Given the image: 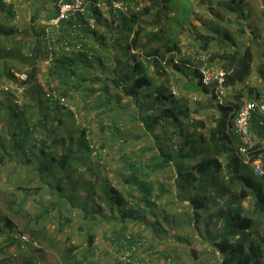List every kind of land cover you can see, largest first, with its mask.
<instances>
[{
	"label": "trees",
	"instance_id": "trees-1",
	"mask_svg": "<svg viewBox=\"0 0 264 264\" xmlns=\"http://www.w3.org/2000/svg\"><path fill=\"white\" fill-rule=\"evenodd\" d=\"M27 1L23 0L25 3ZM39 1L33 0L37 5L33 6L29 19L23 26L13 27L0 23V62L3 64V75L14 81L18 87L32 82L36 68L28 72L23 71L26 73V79L20 81L14 74L16 71L14 65L6 64L7 59L12 58L2 41L20 35V39L11 45L14 49L18 47L20 41H26L28 37L33 38L32 49L42 51L44 55L52 52L53 69L61 78L60 82L66 86L59 91V96L46 99L45 109L56 106L54 112L59 113L63 106L59 104L58 106L57 102L67 96V88L70 86L80 89L85 103L92 101L96 103L97 108L118 111L131 107L139 134L150 140L149 150L152 154L143 162L124 160L125 167L129 169L124 181L137 185L141 193L139 196L130 191L124 193L115 186L109 185L103 178L100 179L101 187H97L95 181L99 180V176L95 171V164L89 161V156L94 153L95 157L100 158L102 153L100 147L87 138L90 127L72 123L68 130L79 133L74 141L71 140V136L66 138L55 133L50 144L47 140L51 130L50 127L49 130L46 129L47 122L43 120L38 126L48 130L49 134L42 139H34L33 145L27 144L33 128L26 124L27 120L22 119V116L28 110L29 102L16 105L9 100L5 108L9 109V121H15V125L9 132L7 142L11 144L14 152L27 151L28 156L21 165L37 175L40 187L44 181L48 182L54 201L40 200L42 201L40 211L31 214L23 208L25 195H22L20 200L14 196L10 198L5 204V210L0 213V236L4 235L1 240L2 245L6 242L7 246L28 245L27 249L36 250L41 255L33 256L32 251L28 252L25 261L21 264H39L41 259L45 260L43 256H49V252L59 255L61 264H92L89 263L85 253L81 256L77 252L78 246L71 243L69 234L64 236L63 225L66 223L67 227H70L73 217L80 215L79 227L84 226L83 234L89 248L95 240L94 223L102 222V218L107 217L101 216L104 215L103 206L101 204L96 206V202L100 201L115 207L119 212L121 224L118 230H114L115 237H113L119 242V249L131 248L134 234L128 232L127 221L135 217L141 218V214L146 212L147 208L153 207L154 202L150 197L154 184L160 189V193H173L171 188H165L162 183H154L147 179L151 173H163L169 169L174 170L170 178L173 177V184L176 185L173 200L186 201L184 206L187 209L181 213L183 219L177 221V224L187 225L192 229L198 228L203 213H209V216L203 220L202 229L205 233V241L220 254L221 264H263L264 174L262 176L254 174L251 166L242 163L240 156L235 152L232 136L226 129L233 107L217 104L213 88L201 84L196 69L188 68L184 64H175L172 55L166 57L167 53L173 51L181 52L185 61H193L195 56L200 54L207 56V61L226 72L225 85L229 88V95L236 100L235 105H238L237 101L244 98L246 89L250 99L264 98V91L248 86V83L247 86L244 85L245 87L240 85L248 80L254 67V57H257L251 46L246 44L244 47H238L235 38L226 30L214 28L213 31L217 36L223 38L216 41L223 49L222 54L210 50V43L214 37L208 35L204 37L199 35L202 39L199 46L194 50H186L185 48L188 47L180 42V33L187 27H189L187 31L193 27L190 20L192 14L190 0L144 2L121 0L126 5V10L113 7L112 0H107L108 13L112 15V19L103 23L99 34L93 32L94 40L91 43H95L96 46L92 45L91 48L88 40L81 37V35L85 36L86 30H89L85 22L88 12L84 16H76L75 20L61 21L58 29L46 23H40L37 29L34 23L38 18L43 17L40 12L44 10V6ZM94 1L99 2V0ZM243 1L218 0L217 2L227 11L243 16L242 7L245 5ZM98 7L91 4L88 11L95 15L96 23H101L102 12ZM46 12L44 19L53 16L50 10ZM115 12L118 16L114 18ZM0 15L5 21L15 15L14 3L11 0H0ZM73 24L76 26L73 27ZM143 36L146 39L141 41ZM40 38H42L41 45L38 42ZM77 43L81 45L78 49ZM66 46L72 47L71 50H66ZM260 54L263 56L264 50ZM160 59H164L165 64H162ZM80 67L88 70L96 68L99 72L93 75L89 71L84 73L79 70ZM153 69L164 75V78L156 87L148 90L147 87L151 84L148 73ZM257 70L262 75L264 63H260ZM175 72L184 77V82L181 84L183 90H192L200 95L192 106H189L187 99L178 98L175 92L169 90L170 85L179 84ZM86 74H90V77ZM98 83V86H92ZM237 84L239 86H236ZM113 88L115 91L112 90ZM22 93L29 95L26 89L22 90ZM92 96L94 100H90ZM57 120L61 121V118L57 116ZM259 120L256 114L251 117V131L254 130L260 138L262 137V141L261 145L260 142H256L257 148L251 152L249 160L260 159L264 169V126L260 125ZM114 122V130L117 131V121ZM157 123L159 131L156 132ZM170 125L173 127L170 134L171 136L176 134V139L162 136L168 133L167 127ZM17 127L19 129L16 131ZM107 128L111 130L109 126ZM55 143L59 144L60 150L52 148L51 152L45 153V147L49 144L53 146ZM73 144L75 149L72 148ZM34 146L38 149L35 155L32 150ZM0 148L1 170L8 161L5 155L7 146L2 140H0ZM32 157L39 159V164L31 166V160L34 162ZM244 165L248 167L247 170L243 169ZM74 166L76 169L83 168L76 176L72 173ZM84 173L89 177L85 178ZM219 182L221 183L218 187L214 188ZM170 186L172 187L171 183ZM129 187L134 188V186ZM98 189H101L100 194L97 192ZM233 191L236 193L227 200L222 203L217 201L221 194H233ZM126 194L136 202L127 204ZM246 198L250 199L249 208L243 206ZM211 206H216V209L211 210ZM73 209H78V212H73ZM63 210L66 211L65 214ZM51 211H54L51 213V219L54 218L57 223L50 231L43 221L49 217ZM15 219H18L20 224ZM211 228H215V232H212ZM4 250L5 248L0 246V264L5 263L1 256ZM13 257L8 256L5 259ZM130 258H132L131 254L128 256V259ZM128 259L123 261V264H129ZM47 264H56V262L47 258Z\"/></svg>",
	"mask_w": 264,
	"mask_h": 264
},
{
	"label": "rangeland",
	"instance_id": "rangeland-1",
	"mask_svg": "<svg viewBox=\"0 0 264 264\" xmlns=\"http://www.w3.org/2000/svg\"><path fill=\"white\" fill-rule=\"evenodd\" d=\"M11 1L14 3L15 15L12 18H8L6 21L2 18V15H0V23L13 27L19 25L23 26L24 23L28 21L33 6L37 5V3L33 2V0H28L26 3L23 2V0ZM144 1L146 0H143V2ZM190 1L192 5L190 20L193 27L190 28V31H187L189 28L187 27L180 33V42L182 41L183 46L188 47L185 49H196L199 46L200 40H202L199 38V35L203 37L208 35L209 37H214L210 43V50L222 54L223 49L219 47L216 41L217 39L223 40V38L217 36V33L213 30L214 28L226 30L235 38V43L238 47H244L246 44H249L255 52V55H257V57H254V67L248 80L240 85L247 86L249 84L248 86H253L254 88L264 91V73L260 75L257 70L258 65L264 63V55L261 56L260 54V52L264 50V2L262 0H244L243 2L245 5L242 7L244 15L237 16L236 13H231L223 8L222 5H218V0ZM107 2V0H99L100 7L97 6L102 12L101 23H96L95 15L89 12L91 4L88 5L89 11L85 17V22L89 30H86L84 32L85 36L81 35V37L84 40H88L91 48L92 45L96 46L95 43H91L94 40L93 32L99 34L103 28V23L106 22V20L112 19V15L108 13L109 6ZM39 3L44 6V10L40 12V15L43 17L38 18L34 23L37 29L40 23L49 20L44 19V15L47 14L46 11L50 10V12H53V15L56 14L57 1L49 2L48 0H40ZM28 9H30V11H28ZM117 16L118 14L115 12L113 17L115 18ZM18 39H20V35H16L11 40L2 41L3 46L6 45L8 47L5 49L10 52V58H12L7 59L6 64H13L14 70L19 72L32 71L33 68H36V72L32 82L26 83L25 85L22 84L19 87L20 91L15 93L14 89L16 85L14 81L3 75V64L0 62V105H2V107H0V140L6 143L7 150L5 151V155L8 157L7 164L2 166L0 170V213H3L5 204L10 198H13V196L17 200H20L22 195H25L26 200L23 208H26L31 214H36L40 211V203L42 202H40V200L44 202L54 201L48 182L44 181L40 187V181L37 175L29 169L27 170L24 165H21L24 158L28 156L27 151L14 152L11 144L7 142L9 132L15 125V121H9V109L5 108L9 100L12 104L16 105L29 102L28 110L24 112L22 116V119L27 120L26 124H29L33 128V132L29 136L27 144L33 145L34 139L39 140L44 138L46 134H49V127L51 132L47 142L50 144L52 136L55 133L64 135L66 138L71 136V140L74 141L79 133L68 130L71 128L72 123L90 127L87 138H89L94 145L100 147V153H102L100 158L95 157L94 153H91L89 156V161L95 164V171L99 176V180L95 181V186L101 187L100 179L103 178L108 181L109 185L115 186L120 191L124 193L130 191L132 194L139 196L141 193L137 189V185H133L132 182L128 183L124 181L129 173V169L124 165V160H139V162H143L149 158L152 151L149 150V138L143 134L140 135L138 132L132 108L128 107L118 111L112 109L106 110L102 107L97 108L95 107L96 103L90 101L91 99H95L93 96L88 100L90 102L85 103L82 97V91L70 86L67 88V96H64L57 102V105L63 106L59 113L54 112L56 106L45 109L46 99L59 96V91L66 88V86L60 82L61 78L56 75L53 69L54 60L52 55L50 56L49 53L44 55V52L42 53V51L32 49L33 38L30 37H28L26 41H20L18 47H14L13 49L11 45ZM145 39L146 37L143 36L141 41ZM27 41H29V43H27ZM38 42L41 45L42 38H40ZM223 43L226 44L225 42ZM58 46L59 45H57V47ZM112 65L113 63H111L110 66ZM79 70L84 73L89 71L92 75L99 72V69L96 68L88 70L87 68L84 69L80 67ZM90 74L86 75L90 77ZM174 74H177L179 84L177 86L170 85L169 90L175 92L174 94L178 98L187 99L189 106H192L194 100H198L200 95L192 90H183L181 84L184 82V77L178 72ZM148 76L151 80L150 86L147 87L148 90L156 87L164 78V75L155 72L154 69L149 71ZM98 85L99 83L92 86L95 87ZM236 86H239V84ZM25 89L28 91L29 95L27 93L25 95L22 93V90ZM112 90L115 91L114 88ZM246 90L243 97L250 99ZM30 93L32 95H30ZM202 99H204V97ZM57 116L61 118V121L57 120ZM43 120L47 122L46 129L48 130L38 126ZM114 120L117 121V131L114 130ZM108 126L111 130L107 128ZM172 128V125L168 126V133H164L162 136L164 138L171 137L172 139H176V134L172 135L173 137L170 134ZM188 128L186 127V129ZM18 129L19 127L16 128V131ZM155 131H159L158 123L156 124ZM252 134L255 142H260L261 145L262 140L254 130H252ZM50 144L45 147V153L51 152L52 148L57 151L60 150L58 143H55L53 146ZM101 144H103V147H101ZM72 148H76L75 144H73ZM32 150L34 155L36 152L38 153L37 146L32 147ZM32 158L34 162L31 160V166L39 164V159L35 157ZM247 168L248 167L244 165L243 169L247 170ZM79 170H83V168L78 167L76 169L74 166L72 172L73 176L78 175ZM173 174L174 170L170 171L168 169V171L163 173H151L147 180H151L154 183L160 182L165 188H171L174 193L176 185L173 184V177L170 178V175ZM83 176L85 178L89 177L87 173H84ZM220 183L221 182L216 183L214 188H217ZM129 186H134V188H130ZM152 189V196L150 198H152L154 202L153 207L147 208V211L141 214V218L135 217L127 221L128 232L134 234L133 246L131 248L124 247L119 249V242L113 238L115 237L114 230H118L121 224L119 212L115 207L108 206L100 201L96 202V206L101 204L103 206L102 214H104L101 216L107 217L102 218V222L94 223L93 231L95 233V240L89 248H87L86 239L83 234L84 226L79 227L81 224L80 215L73 217L70 227H67L66 223L63 225L64 236L65 234H69L71 243L78 246L77 252L81 256H84L85 253L89 263L91 262L92 264H123V261H127L130 254L132 258L128 259L129 264H221L220 254L212 248L209 242L205 241V233L202 229L203 220L209 216V213H203L201 218L202 221L198 224V228L192 229L187 225H179L177 221H182L183 217L181 213L187 209L184 206L186 201H174L172 192L160 193V189L156 184H154ZM100 191L101 189L97 190L99 194ZM10 192H14L15 194ZM234 193L236 192L233 191V194H221L222 196H219L217 201L222 203L234 195ZM126 198L128 199L127 204L136 202L128 195ZM249 200L250 199L247 198L244 199V207H250ZM139 202L143 204V202ZM213 209H216V206H211V210ZM63 212L64 214L66 213L65 210H63ZM73 212L77 213L78 209H73ZM51 213H54V211H51L49 217H46L43 221L50 231L56 227L57 223L54 218L51 219ZM15 221L20 224L18 219H15ZM152 230L155 231L152 232ZM215 230V228H211L212 232H215ZM2 236L4 235L0 236V246L5 248L1 253L5 261L4 264H21V262L25 261L26 254L31 251L33 256L39 254L36 250L27 249L29 247L28 245L17 247L11 244L7 246V242L4 243V241V245H2ZM8 256L14 257L8 260L5 259L6 257L8 258ZM39 256L41 255L39 254ZM43 258L46 261L41 259L39 264H47V258L56 262V264H61L59 255L53 252H49V256H43Z\"/></svg>",
	"mask_w": 264,
	"mask_h": 264
},
{
	"label": "built area",
	"instance_id": "built-area-1",
	"mask_svg": "<svg viewBox=\"0 0 264 264\" xmlns=\"http://www.w3.org/2000/svg\"><path fill=\"white\" fill-rule=\"evenodd\" d=\"M95 4L100 5L99 2L94 0H57L56 14L44 23L52 25L55 29H58L61 25V21L75 20L76 16L85 15L88 12V5ZM113 7L122 8L126 10V5L121 0H112ZM76 25L73 24V27ZM80 43L76 44V48L80 47ZM72 47L66 46V50H71ZM51 56L52 53L49 52ZM172 55V61L175 64H184L186 67L196 69L201 84L206 87L213 88L214 99L217 104L232 106V112L227 120L226 129L232 136V143L235 148V152L240 156L242 163L249 164L257 176L264 174L262 161L255 159L249 160L251 152L257 148L255 139L253 138L252 131L250 129V121L253 114H256L260 119V125L264 126V98L259 100H252L247 98H241L237 101L229 95V88L225 85L226 72L207 61V56L196 55L193 61H185L182 59V53L178 51L169 52L166 57ZM162 64H165L164 59H160ZM14 74L20 81H25L26 73L15 71ZM16 92L20 91L19 87H15Z\"/></svg>",
	"mask_w": 264,
	"mask_h": 264
},
{
	"label": "crops",
	"instance_id": "crops-1",
	"mask_svg": "<svg viewBox=\"0 0 264 264\" xmlns=\"http://www.w3.org/2000/svg\"><path fill=\"white\" fill-rule=\"evenodd\" d=\"M260 138V137H259ZM262 138V137H261Z\"/></svg>",
	"mask_w": 264,
	"mask_h": 264
}]
</instances>
